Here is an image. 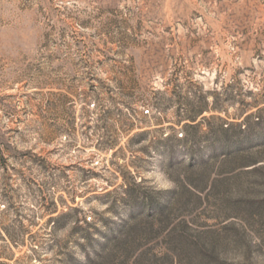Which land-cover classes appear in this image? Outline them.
<instances>
[{"label": "rangeland", "instance_id": "obj_1", "mask_svg": "<svg viewBox=\"0 0 264 264\" xmlns=\"http://www.w3.org/2000/svg\"><path fill=\"white\" fill-rule=\"evenodd\" d=\"M0 264H264V0H0Z\"/></svg>", "mask_w": 264, "mask_h": 264}, {"label": "clouds", "instance_id": "obj_2", "mask_svg": "<svg viewBox=\"0 0 264 264\" xmlns=\"http://www.w3.org/2000/svg\"><path fill=\"white\" fill-rule=\"evenodd\" d=\"M155 185L157 189L171 188L172 181L166 176L165 173L160 172L155 174Z\"/></svg>", "mask_w": 264, "mask_h": 264}, {"label": "trees", "instance_id": "obj_3", "mask_svg": "<svg viewBox=\"0 0 264 264\" xmlns=\"http://www.w3.org/2000/svg\"><path fill=\"white\" fill-rule=\"evenodd\" d=\"M193 121V120H192Z\"/></svg>", "mask_w": 264, "mask_h": 264}]
</instances>
